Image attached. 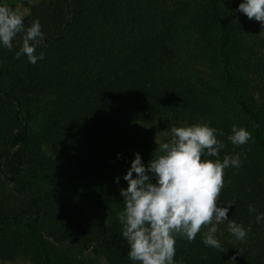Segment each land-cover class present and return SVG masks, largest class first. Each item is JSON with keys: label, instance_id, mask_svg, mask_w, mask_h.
<instances>
[{"label": "trees", "instance_id": "trees-1", "mask_svg": "<svg viewBox=\"0 0 264 264\" xmlns=\"http://www.w3.org/2000/svg\"><path fill=\"white\" fill-rule=\"evenodd\" d=\"M204 2L217 35L216 58L223 79L219 91L196 88L184 78L156 75L154 62L165 63L174 57L168 38L172 24L169 0H39L23 18L26 27L39 19L46 46L38 47L35 54L43 52L44 59L35 64L26 55L17 59L19 35L12 50L0 45V225L26 234L42 264H54L46 238L67 242L73 255H82L106 237L114 264H134L127 257L129 247L117 217L124 209L120 189L128 186L123 176L136 153L145 165L152 159L146 139L136 138L134 147L120 155L115 149V132L107 134L99 126L81 153L86 159L75 160L80 170L59 169L35 154L32 158L39 161L33 163L41 167L40 172H21L19 166L28 159L26 148L31 142L29 99L44 90L70 99L72 112L98 105L96 119L121 115L127 122L135 112L169 108L189 126L214 127L225 145L219 159L239 153L242 161L239 169L224 170L217 203L221 207L232 204L224 224L228 228L229 221H235L253 232L264 228V220L256 221L257 215L264 214V122L234 72L229 48L236 27L224 18L219 0ZM111 125L108 132L114 130ZM233 125L244 127L255 142L233 145L227 139ZM53 135L50 129L48 137ZM77 143L83 140H75L74 146ZM203 159L217 157L205 155ZM249 205L256 212L250 213ZM16 247L9 249V257ZM182 257L175 255L177 264L186 263ZM248 264H264V250Z\"/></svg>", "mask_w": 264, "mask_h": 264}, {"label": "rangeland", "instance_id": "rangeland-1", "mask_svg": "<svg viewBox=\"0 0 264 264\" xmlns=\"http://www.w3.org/2000/svg\"><path fill=\"white\" fill-rule=\"evenodd\" d=\"M169 1L172 24L168 38L174 57L165 63L154 62L156 75L184 78L196 88L205 86L207 91L222 90L223 79L216 58L217 35L208 22L204 0ZM219 1L224 18L236 27L229 48L235 75L242 82L248 102L264 122V26L254 19L249 20L237 10L243 0ZM38 2L39 0H0V4L13 6L23 17H27ZM71 104L66 96L51 90L36 92L30 97L28 117L31 142L26 148L28 159L19 166L21 172H40L41 167L33 163L39 161L32 158L36 157L35 154L41 155L48 165L52 164L59 169L74 172L80 170V164L75 160L86 159V155L81 153L87 150L86 144L91 142L94 129L99 126L107 134L115 132V149L120 155L134 147L136 138H144L149 142L146 150L153 158L160 154L156 152V142L168 140L172 126L188 125L169 108L159 109L157 113L135 112L126 122L121 115L108 118L106 114L96 119L93 115L98 105L94 103L89 108L86 106L83 112H72ZM112 121L114 125H111ZM110 125L114 126V130L108 132ZM50 129L54 132L51 138L48 137ZM77 132L80 134L77 135ZM41 134L46 139H41ZM77 139L83 140V143L74 146ZM79 175L85 178L84 174ZM115 200L118 202V199ZM120 203L122 205L123 201ZM110 226L115 234L119 233L114 224ZM217 227L215 236L226 249L225 252L204 245L203 236L208 230L204 227L192 242L177 236L175 255L183 256L185 264H194L191 261L197 264H231L229 260L232 257H235L234 264H248L264 250V228L256 232L248 231L247 237L241 241L228 231L224 223ZM14 231L9 226L0 225V264H42L26 234H15ZM13 236L22 238L12 241ZM105 239L91 245L82 255H73L67 242L50 238H46V241L54 264H114ZM14 245L17 247L9 257V249Z\"/></svg>", "mask_w": 264, "mask_h": 264}, {"label": "clouds", "instance_id": "clouds-1", "mask_svg": "<svg viewBox=\"0 0 264 264\" xmlns=\"http://www.w3.org/2000/svg\"><path fill=\"white\" fill-rule=\"evenodd\" d=\"M237 10L264 26V0H243ZM18 35L22 42L15 53L17 59L26 55L33 64L44 59L43 52L35 54L38 47L46 46L39 19L26 27L18 10L0 4V45L12 50ZM169 132L168 140L156 142L159 155L145 165L136 153L123 176L128 186L120 189L124 209L117 217L122 225L121 236L129 247L127 257L134 264H177L176 237L192 242L204 227L208 229L204 245L226 251L215 234L217 226L228 220L232 204L221 207L217 202L224 187V170L230 166L239 169L240 154L225 155L221 161L219 153L225 145L217 138V129L208 124L172 126ZM227 139L236 146L255 142L249 131L236 125ZM205 155L217 159H203ZM249 212H256L255 207L249 205ZM261 220L264 214L257 215V223ZM228 231L243 241L250 229L229 221ZM229 261L234 264L235 257Z\"/></svg>", "mask_w": 264, "mask_h": 264}]
</instances>
